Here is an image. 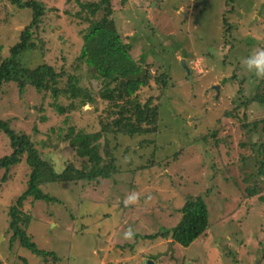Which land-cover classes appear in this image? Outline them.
<instances>
[{"label": "rangeland", "instance_id": "rangeland-1", "mask_svg": "<svg viewBox=\"0 0 264 264\" xmlns=\"http://www.w3.org/2000/svg\"><path fill=\"white\" fill-rule=\"evenodd\" d=\"M36 1L47 11L33 36L36 49L22 56L32 63L23 61L63 73L57 85L61 91L70 76L76 78L95 101L83 103V98L64 94L56 100L50 91L31 86L21 91L8 83L0 93V121L30 136L57 173L69 166L82 169L84 159L66 135L72 128L98 132L101 122L110 120L109 103L98 98L102 80L78 60L83 36L100 16L92 17L79 4L93 0ZM112 4L133 58L153 77L138 100L152 99L159 107L162 133L157 139L109 135L101 141V155L106 161L115 157L118 174L108 180L47 183L41 191L57 203L31 198L24 203L21 210L32 220L27 233L39 250L52 253L47 258L21 247L19 238L11 242L9 212L27 190L31 174L26 157L8 173L0 170V264H264V180L256 162L263 158L264 103L238 109L257 94L264 97L261 78L254 79L242 64L264 48V0ZM31 21V10L0 0V64ZM164 73L170 78L166 88L155 80ZM248 132L253 145L243 146ZM9 142L0 133V159L12 153ZM249 185L260 190L254 198L247 197ZM132 193L138 198L129 203ZM192 193L204 195L210 230L188 248L171 238L148 240L179 224L185 198ZM129 228L133 235L126 238Z\"/></svg>", "mask_w": 264, "mask_h": 264}, {"label": "trees", "instance_id": "trees-1", "mask_svg": "<svg viewBox=\"0 0 264 264\" xmlns=\"http://www.w3.org/2000/svg\"><path fill=\"white\" fill-rule=\"evenodd\" d=\"M7 1L20 9L31 10L32 21L22 31L19 42L11 48L10 56L0 64V93L5 84L16 83L21 91L27 86H31L38 92L50 91L56 100L61 94H64L71 96L72 99L83 98V103H93L94 97L78 87L76 78L70 76L68 88L61 91L57 85L63 73H57L53 67L47 64L32 68V64L28 66L32 61H29V58H22L24 54L26 57L36 49L33 36L46 14V7L36 0ZM231 1L236 2V0ZM79 4L84 12L92 17L100 16V19L91 22L89 29L84 34L83 47L78 60L94 71V78L102 80L103 88L99 91L98 98L110 105L108 111L110 120L101 122L102 129L100 131L89 134L82 131L76 133L72 128L65 137V140L76 148L77 155L84 159L82 169L69 166L63 172L57 173L53 165L41 157L40 151L35 147L30 136L14 131L10 122L0 121V133L7 137L12 149L10 155L0 159V170H5L8 173L13 167L21 164L25 157L26 164L31 170L27 190L18 197L9 212L10 230L13 233L11 242L19 238L21 247L34 255L46 258L52 253L39 250L37 244L32 241L31 236L27 233V228L32 220L30 215H25L21 210L24 203L30 198L48 203L55 201L41 191V186L47 183L108 180L111 176L118 174L119 167L115 157L112 155L109 161H106L101 155V141L109 135L121 134L129 137L150 135L157 139L162 133L159 107L152 104V99L147 100L144 104L138 100L139 91L149 86L153 77L149 70L135 61L130 44L125 43L119 33L113 18L112 0H93L86 4ZM86 20L88 21V18ZM23 60H26L28 64ZM254 79L258 81L260 78ZM155 80L157 84L166 88L170 78L164 73ZM260 83H264V79L261 78ZM255 90H259L258 87ZM256 101L264 103V97L257 94L247 103H241L238 109L248 108ZM235 116L233 113L226 114L228 118ZM258 124V121L251 123L253 125L251 132L255 131ZM251 134L248 132L249 140L243 143V146L253 145ZM204 140L206 141L205 138ZM260 149L259 152L263 158L257 159L256 162L259 165L258 174L264 180V144L260 146ZM245 182H248V179H245ZM208 190L206 194L202 192L206 195V199L209 195ZM246 192L248 198H254L260 193V190L255 185L253 187L249 185ZM194 193L185 198V204L180 210L181 221L176 227L147 236V239L153 241L159 238H171L173 243L188 248L201 236H204L212 227L209 220V210L204 195L195 196ZM55 203L57 202L55 201Z\"/></svg>", "mask_w": 264, "mask_h": 264}, {"label": "clouds", "instance_id": "clouds-1", "mask_svg": "<svg viewBox=\"0 0 264 264\" xmlns=\"http://www.w3.org/2000/svg\"><path fill=\"white\" fill-rule=\"evenodd\" d=\"M244 69L257 78H264V48H258L256 51L242 59ZM89 106L85 105V109ZM137 194L132 193L127 197V202L133 203L137 200ZM133 235L132 229L125 232V237L130 238Z\"/></svg>", "mask_w": 264, "mask_h": 264}, {"label": "water", "instance_id": "water-1", "mask_svg": "<svg viewBox=\"0 0 264 264\" xmlns=\"http://www.w3.org/2000/svg\"><path fill=\"white\" fill-rule=\"evenodd\" d=\"M182 65H183V67H185V62H184V61L182 62ZM218 88H219V87H216V90H217V91H219ZM145 264H155V262L152 261V260H149V261H147Z\"/></svg>", "mask_w": 264, "mask_h": 264}, {"label": "crops", "instance_id": "crops-1", "mask_svg": "<svg viewBox=\"0 0 264 264\" xmlns=\"http://www.w3.org/2000/svg\"><path fill=\"white\" fill-rule=\"evenodd\" d=\"M110 179V178H109ZM25 249V248H24ZM142 263H144L145 264V262L143 261ZM155 263H157L156 261H155Z\"/></svg>", "mask_w": 264, "mask_h": 264}, {"label": "bare ground", "instance_id": "bare-ground-1", "mask_svg": "<svg viewBox=\"0 0 264 264\" xmlns=\"http://www.w3.org/2000/svg\"><path fill=\"white\" fill-rule=\"evenodd\" d=\"M153 261V260H152ZM155 262V261H154ZM156 264V263H155Z\"/></svg>", "mask_w": 264, "mask_h": 264}]
</instances>
